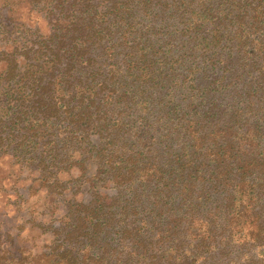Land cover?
<instances>
[{"label": "trees", "instance_id": "16d2710c", "mask_svg": "<svg viewBox=\"0 0 264 264\" xmlns=\"http://www.w3.org/2000/svg\"><path fill=\"white\" fill-rule=\"evenodd\" d=\"M23 4L0 146L55 234L23 264H264V0Z\"/></svg>", "mask_w": 264, "mask_h": 264}, {"label": "flooded vegetation", "instance_id": "af4514ba", "mask_svg": "<svg viewBox=\"0 0 264 264\" xmlns=\"http://www.w3.org/2000/svg\"><path fill=\"white\" fill-rule=\"evenodd\" d=\"M21 9L23 0H0V95L11 84L12 62L23 65V16L26 15ZM12 166L16 168L13 170ZM18 166L23 168V163L11 156L10 149L0 146V258L13 257L15 262L23 264V257L28 254L37 256L47 252L55 234L50 227L49 203L42 201L41 193L28 195V182L23 180Z\"/></svg>", "mask_w": 264, "mask_h": 264}, {"label": "rangeland", "instance_id": "374dc122", "mask_svg": "<svg viewBox=\"0 0 264 264\" xmlns=\"http://www.w3.org/2000/svg\"><path fill=\"white\" fill-rule=\"evenodd\" d=\"M20 12H22L23 15H26V13H28L27 10L25 9L24 4H23V9H21ZM25 17H26V16H25ZM11 168L14 170V169L16 168V166H15V167L12 166ZM18 170L20 171L19 173H20L21 175H23V168H22V166H20V167L18 166ZM14 174H17V171H16Z\"/></svg>", "mask_w": 264, "mask_h": 264}]
</instances>
